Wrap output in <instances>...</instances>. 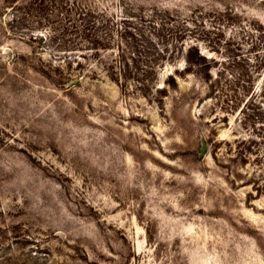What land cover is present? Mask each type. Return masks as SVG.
I'll return each instance as SVG.
<instances>
[{
    "label": "rangeland",
    "instance_id": "rangeland-1",
    "mask_svg": "<svg viewBox=\"0 0 264 264\" xmlns=\"http://www.w3.org/2000/svg\"><path fill=\"white\" fill-rule=\"evenodd\" d=\"M34 1L0 0V264H264V0Z\"/></svg>",
    "mask_w": 264,
    "mask_h": 264
},
{
    "label": "trees",
    "instance_id": "trees-1",
    "mask_svg": "<svg viewBox=\"0 0 264 264\" xmlns=\"http://www.w3.org/2000/svg\"><path fill=\"white\" fill-rule=\"evenodd\" d=\"M37 0H35L34 2H36ZM41 1V3H45L46 0H39ZM54 5H55V9L57 10V12L62 13L63 9H65V1L63 0H54ZM44 8V7H43ZM67 9V8H66ZM91 11L90 9L88 10H82L80 12V14H84V15H91ZM84 30H86L88 32L91 31L92 29H96L95 27V23L91 22V20H88V22H86V24L83 26ZM87 41L91 44V45H97L100 44L102 42V38L100 36H98L97 34H93V36H89V38H87ZM96 47V46H93ZM199 57V55H198Z\"/></svg>",
    "mask_w": 264,
    "mask_h": 264
},
{
    "label": "water",
    "instance_id": "water-1",
    "mask_svg": "<svg viewBox=\"0 0 264 264\" xmlns=\"http://www.w3.org/2000/svg\"><path fill=\"white\" fill-rule=\"evenodd\" d=\"M204 152H205V143L202 141L199 155H202Z\"/></svg>",
    "mask_w": 264,
    "mask_h": 264
}]
</instances>
